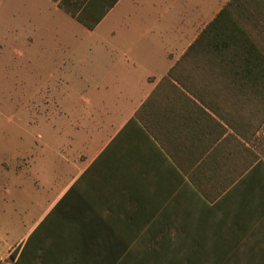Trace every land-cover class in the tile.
<instances>
[{
  "label": "crops",
  "instance_id": "crops-1",
  "mask_svg": "<svg viewBox=\"0 0 264 264\" xmlns=\"http://www.w3.org/2000/svg\"><path fill=\"white\" fill-rule=\"evenodd\" d=\"M140 1L118 0L106 16ZM221 1H182L153 22L145 8L136 24L157 35L68 46L47 113L51 170L32 189L36 208L21 207V229L7 230L6 258L67 195L75 229L95 246L133 233L124 243L139 249L135 264H264V82L218 49L190 48ZM0 2L21 23L12 35H34L29 63L53 61L44 35L88 30L53 0Z\"/></svg>",
  "mask_w": 264,
  "mask_h": 264
},
{
  "label": "rangeland",
  "instance_id": "rangeland-1",
  "mask_svg": "<svg viewBox=\"0 0 264 264\" xmlns=\"http://www.w3.org/2000/svg\"><path fill=\"white\" fill-rule=\"evenodd\" d=\"M182 1L195 0H141L138 10L114 8L94 32L78 26L69 31L70 35H44L49 39V49L56 53L47 58L53 61L41 63L27 61L26 50L36 47L34 35H12L13 28L21 32V23L12 24V17L17 20L18 16L0 2V262L4 259L5 264H14L6 256L9 240L16 232L8 234L7 230L21 229L22 208H36L31 195H37L33 190L40 189L41 175L51 170L53 121L47 113L53 106L58 63L68 58L63 53L68 46L70 50H80L96 41L88 35H157V30L147 31L149 25L136 24V16H143L149 7L147 16L152 22L166 16L169 8L176 15ZM229 1L222 0V8ZM263 4L264 0H246L242 4L245 15L232 12L264 53ZM63 42L68 45L65 47ZM17 247L14 245L11 250Z\"/></svg>",
  "mask_w": 264,
  "mask_h": 264
},
{
  "label": "trees",
  "instance_id": "trees-1",
  "mask_svg": "<svg viewBox=\"0 0 264 264\" xmlns=\"http://www.w3.org/2000/svg\"><path fill=\"white\" fill-rule=\"evenodd\" d=\"M53 1L88 30H94L118 0ZM245 2L246 0H230L190 48L218 49L221 51L222 62H228L229 59L231 63L245 64L251 68L250 74L254 81L264 82V53L233 18L232 10L245 15L242 11V4ZM92 236L91 233L75 229L74 218L68 214L65 195L26 241L10 253L9 259L14 264H135L133 259L139 249L124 243L132 241V232L121 234L123 243L120 246H95L90 241ZM106 236L111 238V233ZM146 250L149 249L144 251ZM159 252L163 253V249Z\"/></svg>",
  "mask_w": 264,
  "mask_h": 264
}]
</instances>
